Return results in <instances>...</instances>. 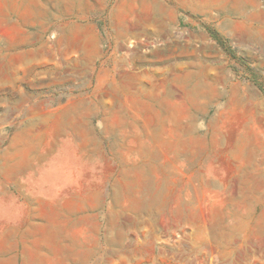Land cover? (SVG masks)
I'll list each match as a JSON object with an SVG mask.
<instances>
[{
  "label": "rangeland",
  "instance_id": "374dc122",
  "mask_svg": "<svg viewBox=\"0 0 264 264\" xmlns=\"http://www.w3.org/2000/svg\"><path fill=\"white\" fill-rule=\"evenodd\" d=\"M0 264H264V0H0Z\"/></svg>",
  "mask_w": 264,
  "mask_h": 264
}]
</instances>
